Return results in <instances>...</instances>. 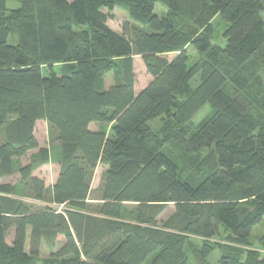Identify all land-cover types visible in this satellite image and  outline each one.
Returning a JSON list of instances; mask_svg holds the SVG:
<instances>
[{"label": "trees", "instance_id": "obj_1", "mask_svg": "<svg viewBox=\"0 0 264 264\" xmlns=\"http://www.w3.org/2000/svg\"><path fill=\"white\" fill-rule=\"evenodd\" d=\"M9 1L0 0V264H36L44 249L43 264H211L216 251L220 264H264V234L252 237L264 220V103L236 74L264 65V0H21L11 12ZM116 8L130 19L122 33L109 26ZM189 48L200 56L192 66ZM135 57L153 78L139 94ZM206 105L213 116L194 125ZM41 121L49 147L36 138ZM51 163L60 172L48 187L33 172ZM17 173L18 183L2 182Z\"/></svg>", "mask_w": 264, "mask_h": 264}, {"label": "rangeland", "instance_id": "obj_2", "mask_svg": "<svg viewBox=\"0 0 264 264\" xmlns=\"http://www.w3.org/2000/svg\"><path fill=\"white\" fill-rule=\"evenodd\" d=\"M73 1V0H69ZM21 6V0H11L7 3V8L8 11L11 12L12 10H16L20 8ZM165 9L162 7L161 4L156 5V13L161 14L162 11ZM106 13H109L108 11H105ZM112 19L109 21V26L116 32L122 33L123 28L125 24L130 22L128 14L123 11L122 9L116 8L112 13H111ZM215 25L217 26L218 33L220 35H223L224 32V25L225 22H223L222 17L219 16L215 20ZM223 26H222V25ZM218 35L216 41H225L224 38H220ZM215 44V42H214ZM225 46V42L222 44ZM188 53L190 57L192 58L189 66H192L194 63L200 60V56L191 48H189ZM174 55H170L169 58L173 59ZM134 67H135V73H136V78H137V83H136V93L139 94L143 89H145L153 80V78L148 74L146 66L143 62V59L141 57H135L134 58ZM236 74L238 76H248L250 78L249 81V89L250 93L253 95V100L256 102L257 106H261L264 103V65H262L260 62L257 60H252L245 68L236 71ZM105 83H106V88H110L115 84V76L113 73L108 74L105 78ZM200 83V78H196L192 83V87H197ZM214 114L213 109L210 107V105L204 106L193 118L192 122L194 125L199 126L201 123L204 121L210 119ZM97 125L93 124L91 126L92 130H97ZM151 127L153 130H158L161 127V120L156 119L151 123ZM36 138L39 141V144L41 147H49L51 145V136H50V129L49 125L41 121L37 124L36 128ZM35 152H31L28 154L26 158H23L19 160L18 168H23L27 165L30 164L31 162V156ZM173 154V157L175 155H179L177 150H173L171 152ZM106 168L103 165H99L93 182H92V193L89 198V203H92L95 205L97 203V199L100 198V186H101V181L103 177V173L105 172ZM60 172V166L56 163H51L49 165L45 166H40L36 168L33 172V176L37 177L41 180H44L46 185L48 187H52L55 185L57 182L58 176ZM20 174L17 173L14 177L11 178H2L3 183H18L20 181ZM193 186H197L198 183H191ZM26 201H29V199H26ZM40 206H44L41 204H38ZM175 211V206L170 205L166 209V211L162 214L160 217V220H165L167 219L173 212ZM264 234V220L262 223H260L258 226L255 227L252 237L253 240H256L260 236ZM12 236L13 233L10 234L8 237V243L11 244L12 242ZM60 245H62L65 242L64 237L59 238ZM59 245V246H60ZM59 246L57 248H59ZM57 250V249H56ZM49 251L44 249L41 252L40 257L35 258V263L36 264H43L44 260L49 259ZM220 259H221V254L219 251L214 252V254L209 258V262L211 264H220ZM190 264H195V262L191 259Z\"/></svg>", "mask_w": 264, "mask_h": 264}, {"label": "built area", "instance_id": "obj_3", "mask_svg": "<svg viewBox=\"0 0 264 264\" xmlns=\"http://www.w3.org/2000/svg\"><path fill=\"white\" fill-rule=\"evenodd\" d=\"M61 209V208H60Z\"/></svg>", "mask_w": 264, "mask_h": 264}, {"label": "crops", "instance_id": "obj_4", "mask_svg": "<svg viewBox=\"0 0 264 264\" xmlns=\"http://www.w3.org/2000/svg\"><path fill=\"white\" fill-rule=\"evenodd\" d=\"M92 126V125H91Z\"/></svg>", "mask_w": 264, "mask_h": 264}]
</instances>
